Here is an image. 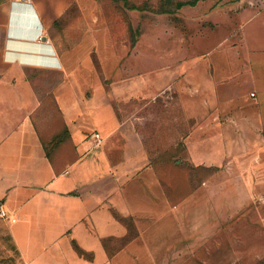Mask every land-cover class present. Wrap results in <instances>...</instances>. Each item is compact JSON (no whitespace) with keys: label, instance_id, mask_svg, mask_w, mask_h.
<instances>
[{"label":"crops","instance_id":"0c3cea01","mask_svg":"<svg viewBox=\"0 0 264 264\" xmlns=\"http://www.w3.org/2000/svg\"><path fill=\"white\" fill-rule=\"evenodd\" d=\"M100 2L0 0V99L2 82L56 74L51 97L70 149L48 154L37 106L0 121V205L18 215L0 218V264H257L264 207L250 189H264V0L177 7L183 20L171 30L184 36L169 35L168 49L161 26H132L134 57L129 28L115 30ZM167 89L185 98L190 162L213 169L193 188L168 190L136 121L138 102Z\"/></svg>","mask_w":264,"mask_h":264},{"label":"rangeland","instance_id":"374dc122","mask_svg":"<svg viewBox=\"0 0 264 264\" xmlns=\"http://www.w3.org/2000/svg\"><path fill=\"white\" fill-rule=\"evenodd\" d=\"M100 1L102 9L112 13V18L109 20H112V24H110L115 30L122 33L124 29L129 28V57L137 55L136 33L132 30V26H139L140 29L142 27L146 29L153 25L161 26V34L167 38L163 42L167 45L163 47L166 49H168V43L170 42L168 40L169 35H172V40L175 37L177 40L183 39L184 29H181L183 30L181 34L178 30H171V26L175 24L176 19L183 20V12L181 16H176L174 13L177 10V1L184 0H173L172 2L164 0ZM166 8H169L170 11L163 12L162 9ZM147 35L149 34L145 36ZM164 52L165 50H162V56L165 54ZM145 53L147 57L151 56L152 52L146 49ZM57 77L56 74H41L31 71L27 73L29 82L22 80L2 82L3 92L0 99V121L2 125L4 122H12L13 119H21L28 107H39L38 111L35 112V121L47 150L54 160L66 158L67 152H70L67 143H63V138L66 135L64 134L62 120L54 99L51 97V90L58 79ZM31 91L37 97L32 98L26 95ZM169 92L170 90L167 89L168 96L165 99L160 98V101L157 100V102L149 100L139 101L140 110L136 116V121L139 123L141 131L145 134L150 160L158 168L166 186L169 188L168 190L186 182L188 183L187 185L193 188L212 173L206 169L197 168L190 162L185 137L189 132L188 127L192 121L186 120V105L184 104L185 98L183 95L175 93V91L169 95ZM14 107H16V111L12 109ZM130 107L131 105L129 104ZM5 133L6 129H0V138ZM250 190L252 205L264 207V189ZM179 197L177 196L176 198ZM246 212L247 210H242L240 216H243ZM258 217H260L259 213ZM6 233L7 229L0 224V236L6 235ZM261 236L259 240L262 241ZM257 264H264V257L258 260Z\"/></svg>","mask_w":264,"mask_h":264},{"label":"built area","instance_id":"2783aa9c","mask_svg":"<svg viewBox=\"0 0 264 264\" xmlns=\"http://www.w3.org/2000/svg\"><path fill=\"white\" fill-rule=\"evenodd\" d=\"M88 141H90L93 147L98 146L102 142V135L99 131H92L87 135ZM0 217L8 222L15 223L18 221V215L4 205H0Z\"/></svg>","mask_w":264,"mask_h":264},{"label":"trees","instance_id":"16d2710c","mask_svg":"<svg viewBox=\"0 0 264 264\" xmlns=\"http://www.w3.org/2000/svg\"><path fill=\"white\" fill-rule=\"evenodd\" d=\"M166 2H172L173 0H164ZM198 0H192V1H188V2H183V1H180V2H177V7H181L183 6L184 4H195ZM163 12H169L170 9L169 8H166V9H162ZM64 134L67 136V131L66 129L64 130ZM65 136V137H66ZM65 139V138H63ZM48 154L51 156V154L48 152ZM208 170H213V169H208ZM123 219V218H122ZM75 246L77 248V250L79 251L80 254H84V251L75 243Z\"/></svg>","mask_w":264,"mask_h":264}]
</instances>
